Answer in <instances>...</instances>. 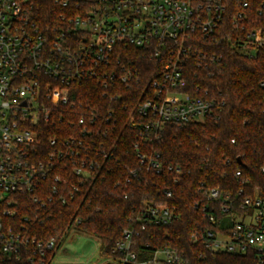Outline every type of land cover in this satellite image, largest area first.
<instances>
[{
	"label": "built area",
	"instance_id": "2783aa9c",
	"mask_svg": "<svg viewBox=\"0 0 264 264\" xmlns=\"http://www.w3.org/2000/svg\"><path fill=\"white\" fill-rule=\"evenodd\" d=\"M54 2L64 12L55 25L42 29L30 15V0H0V264H53L58 239L29 235L27 213L36 219L37 212L54 200L64 205L68 194L79 192L84 182L97 176L98 153L93 146L105 134L98 129V108L80 102L75 86L93 82L102 96L113 93L114 99L117 92L130 91L139 79L122 62L126 49L165 59L148 84L151 96L135 104L140 134L149 131L157 137L168 124L181 126L206 118L218 122L224 107L223 100L192 97L181 89L190 58L204 67L221 58L204 50L202 43L229 40L223 24L225 0ZM238 5L231 17L230 46L253 59L264 51V24L249 17L247 1ZM259 85L264 88V82ZM110 116L109 112L106 122ZM54 122L67 123L68 128L47 136L51 150L41 158L36 144L41 126ZM137 157L147 170L161 171L154 157L143 153ZM56 159L70 161L71 170L53 176ZM167 169L181 174L180 168ZM259 172L264 177V165ZM234 175L240 182L233 193L199 183L203 202L195 203V208L213 228L192 236L211 254L251 255L256 264H264V188L252 186L240 170ZM21 212L23 222L17 224ZM176 218L167 205H148L138 220L143 230L147 222L162 226ZM136 233L134 228L124 230L104 255L107 264H182L183 253L169 245L155 249L146 245L137 254Z\"/></svg>",
	"mask_w": 264,
	"mask_h": 264
},
{
	"label": "trees",
	"instance_id": "16d2710c",
	"mask_svg": "<svg viewBox=\"0 0 264 264\" xmlns=\"http://www.w3.org/2000/svg\"><path fill=\"white\" fill-rule=\"evenodd\" d=\"M240 1L225 0L223 24L229 40L216 38L212 43H202L204 50L221 55L218 62L204 67L190 58L183 68L185 83L181 90L192 97L224 101L218 122L206 118L181 126L168 124L157 137L149 131L140 134L135 104L140 98L151 96L148 84L156 79L165 62L140 49L128 48L120 55L122 62L136 72L139 82L130 91L117 92L118 98L114 99L113 93L102 96L93 82L75 86L80 102L98 108V129L105 134L93 146L98 153V174L84 182L74 195L66 193L64 205L54 200L37 212L36 219L28 212L29 235L59 240L76 226L102 237L103 255H108L124 230L134 228L139 234L134 246L137 254L146 245L148 249L169 245L183 253L182 264H256L251 255L211 254L192 236L213 228L201 210L195 208V203L203 202L200 182L233 193L240 182L234 173L240 170L242 178L252 186L264 188V177L259 172L264 165V88L259 85L264 82V51L250 59L230 46L231 17ZM245 1L249 3V17L264 24V0ZM63 12L54 0H30V15L42 29L55 25ZM67 126L58 122L41 126L36 142L41 158L50 149L47 136L65 131ZM138 153L158 160L161 171L147 170ZM52 166L53 176L71 170L68 160L56 159ZM169 166L180 168L181 174L169 171ZM148 205H167L177 218L162 226L147 222L141 230L138 219ZM24 214L17 215V224L23 222Z\"/></svg>",
	"mask_w": 264,
	"mask_h": 264
},
{
	"label": "clouds",
	"instance_id": "9594fccd",
	"mask_svg": "<svg viewBox=\"0 0 264 264\" xmlns=\"http://www.w3.org/2000/svg\"><path fill=\"white\" fill-rule=\"evenodd\" d=\"M104 241L94 231L72 232L53 264H95L103 254Z\"/></svg>",
	"mask_w": 264,
	"mask_h": 264
},
{
	"label": "rangeland",
	"instance_id": "374dc122",
	"mask_svg": "<svg viewBox=\"0 0 264 264\" xmlns=\"http://www.w3.org/2000/svg\"><path fill=\"white\" fill-rule=\"evenodd\" d=\"M83 232L81 231L78 227L74 226L72 228H70L66 234L62 235L59 240H58V243L57 245L55 246V248L53 249V254H52V263H53V260L54 258L57 256V253L61 252L63 250V245H64V242L65 240L70 236V234L72 232ZM107 260H106V256H104L103 254L101 255V257L99 258L98 261L95 262V264H107Z\"/></svg>",
	"mask_w": 264,
	"mask_h": 264
},
{
	"label": "water",
	"instance_id": "95a60500",
	"mask_svg": "<svg viewBox=\"0 0 264 264\" xmlns=\"http://www.w3.org/2000/svg\"><path fill=\"white\" fill-rule=\"evenodd\" d=\"M238 161H240V160H238Z\"/></svg>",
	"mask_w": 264,
	"mask_h": 264
}]
</instances>
